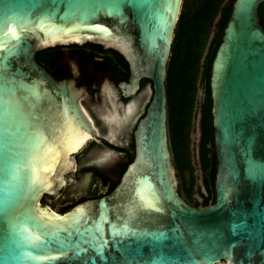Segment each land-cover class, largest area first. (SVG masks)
<instances>
[{
    "label": "water",
    "instance_id": "obj_1",
    "mask_svg": "<svg viewBox=\"0 0 264 264\" xmlns=\"http://www.w3.org/2000/svg\"><path fill=\"white\" fill-rule=\"evenodd\" d=\"M184 0H0V264H264V0H235L212 63L215 202L181 194L167 75ZM95 44L129 63L124 96L152 83L136 155L108 195L41 205L99 139L86 88L37 60ZM77 69V67H76ZM130 107V105H129Z\"/></svg>",
    "mask_w": 264,
    "mask_h": 264
},
{
    "label": "trees",
    "instance_id": "obj_2",
    "mask_svg": "<svg viewBox=\"0 0 264 264\" xmlns=\"http://www.w3.org/2000/svg\"><path fill=\"white\" fill-rule=\"evenodd\" d=\"M235 0H184L182 12L175 28L172 53L168 65V128L173 163L181 179V194L193 206L206 207L215 202L217 155L212 114L210 77L212 63ZM264 21V4L260 6ZM80 47L79 45H72ZM56 47L37 54V60L52 73V60L60 55ZM122 80H128L127 76ZM205 83V95L200 106L201 137L199 158L206 174L205 192L196 188L192 162V134L196 118L199 82ZM188 172L189 181L184 179ZM113 190V189H112ZM111 190V191H112ZM110 191V192H111ZM195 194L201 201L195 199ZM67 208L63 209L66 212Z\"/></svg>",
    "mask_w": 264,
    "mask_h": 264
},
{
    "label": "flooded vegetation",
    "instance_id": "obj_3",
    "mask_svg": "<svg viewBox=\"0 0 264 264\" xmlns=\"http://www.w3.org/2000/svg\"><path fill=\"white\" fill-rule=\"evenodd\" d=\"M67 55L75 63L66 60ZM51 66L52 74L58 79H74L79 87L86 88L83 103L87 107L86 99L101 105L99 117L88 108L99 129L100 140L89 141L85 148L75 155L76 169L67 175L63 190L55 196L43 197L46 198L44 201L51 205L63 204L68 211L79 203L110 194L120 183L128 165L135 158V132L139 121L147 113L153 91L151 81L144 79L138 94L124 96L120 84L129 81V63L119 52L95 44L78 48L72 45L62 47L60 55L53 58ZM124 76H127L128 80H122ZM107 80L111 81L112 86H103ZM144 90L151 91L152 95L146 96L137 109L138 100L142 99ZM113 93L117 96H113ZM136 112L138 115L134 119ZM115 126L117 128L113 130ZM98 146H108L113 150L108 154L91 153L92 148ZM101 187L106 188L102 193L99 192Z\"/></svg>",
    "mask_w": 264,
    "mask_h": 264
},
{
    "label": "rangeland",
    "instance_id": "obj_4",
    "mask_svg": "<svg viewBox=\"0 0 264 264\" xmlns=\"http://www.w3.org/2000/svg\"><path fill=\"white\" fill-rule=\"evenodd\" d=\"M65 58H66V60L71 61L72 63H75L73 61V59L70 58L69 55H67ZM106 85L112 86L111 81L110 80H107L105 83H103V86H106ZM151 91L146 92V90H144V93L142 95L143 96L142 99H139L138 100L137 109L139 108V105H140L141 101L143 102V100L145 99L146 96H151L152 95V92ZM204 95H205V83L202 80H200V82H199V91H198L197 112H196V118H195V121H194V130H193V134H192V162H193V166H194V169H195L196 188H200L202 190V192H205L204 181L206 179V174L201 169L198 147H199V141H200V137H201V127H200V116L201 115H200V106H201V104L203 102ZM113 96H117V95L113 93ZM115 100H117V99H115ZM85 101H87L88 107L86 105L85 106L87 108H90L92 110V112L95 113L99 117L101 115V108H100L101 105H97L91 99H86ZM112 101H113V99H112ZM138 112H136L134 114V116H133L134 119L138 115ZM116 128L117 127L115 126V128L113 130H115ZM92 150L93 151H91V153L96 154V155H99V154H108L113 149L110 148V147H108V146H105V147L98 146V147L92 148ZM183 178L189 181V178H190L189 173L186 172L184 174ZM105 190H106L105 187H101L99 189V192L102 193ZM195 199L197 201H201L202 200L201 197L198 194H195ZM44 200H46V198H42L40 200L41 205H46L47 207H49L50 209H52L53 211H55L57 213H64L63 212V209L65 207H63V204L58 203L57 205H51L47 201H44ZM47 200H49V198H47ZM221 264H224V263H221Z\"/></svg>",
    "mask_w": 264,
    "mask_h": 264
}]
</instances>
